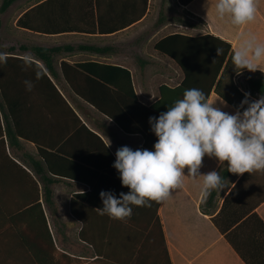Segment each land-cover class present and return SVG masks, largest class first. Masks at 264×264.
<instances>
[{"label": "crops", "instance_id": "0c3cea01", "mask_svg": "<svg viewBox=\"0 0 264 264\" xmlns=\"http://www.w3.org/2000/svg\"><path fill=\"white\" fill-rule=\"evenodd\" d=\"M152 1L148 0L146 14L133 23L129 22L136 15L134 0H16L1 13L0 52L7 62L0 64V264H106L101 253L104 244L115 261L122 263L128 257L134 237L120 230L114 244H107L101 232L105 218L93 210L103 206L102 190L114 191L117 196L129 190L113 167L115 153L125 145L140 148L144 140L139 134L124 132L84 97L114 95V88L100 84L77 66L88 64L113 79L117 78L113 70L91 63L128 68L136 94L146 105L160 98L162 84H180L184 77L181 68L154 45L170 33L183 31H172L154 41L161 32L158 26L166 21L156 28L147 25ZM174 1L203 21V34L220 36L233 50L241 44L242 34L255 35L264 43V0H256V19L242 26L233 25L228 17L219 18L215 0ZM168 27L165 23L161 29ZM40 47L53 49L48 63L37 51ZM24 56L34 61L27 70ZM36 65L46 71L40 79ZM243 75L237 74L236 80ZM25 80L33 82L31 91ZM208 99H218L225 111H236L215 91ZM226 165L206 155L200 171L219 172ZM242 175L232 174L225 181L212 206L201 192L202 176L185 175L183 187L173 189L160 202L158 214L173 264H249L213 221ZM247 190L264 192V171L250 173L232 201ZM47 191L52 192L51 198ZM42 212L56 247L67 254L54 252L50 262H41L23 243L40 238L37 227ZM248 217L237 232L234 228L239 223L230 231L254 264H264V201ZM118 224L127 222L118 220Z\"/></svg>", "mask_w": 264, "mask_h": 264}, {"label": "clouds", "instance_id": "9594fccd", "mask_svg": "<svg viewBox=\"0 0 264 264\" xmlns=\"http://www.w3.org/2000/svg\"><path fill=\"white\" fill-rule=\"evenodd\" d=\"M215 12L219 18L228 17L233 25L242 26L256 19L257 3L215 0ZM22 59L25 70L33 66L30 56ZM6 62L7 57L0 52V64ZM232 65L237 73L244 69L264 71V43L255 35L242 34V42L232 55ZM44 75L46 71L36 65L37 79ZM24 84L28 91L34 87L31 80ZM217 100L210 101L202 89L189 88L167 111L158 117L150 116L151 131L157 137L153 148L134 150L125 145L116 150L113 167L121 184L129 190L119 196L114 191L102 190L100 214L124 221L132 215L133 206L165 201L173 189L183 187L185 175L203 177L204 196L212 190L221 191L226 184L220 172L200 171L206 155L215 157L221 165L227 162V171L233 174L264 171V95L253 100L251 93L246 92L235 112L223 110Z\"/></svg>", "mask_w": 264, "mask_h": 264}, {"label": "trees", "instance_id": "16d2710c", "mask_svg": "<svg viewBox=\"0 0 264 264\" xmlns=\"http://www.w3.org/2000/svg\"><path fill=\"white\" fill-rule=\"evenodd\" d=\"M14 1L16 0H2L0 5V28L2 25L1 13L6 11ZM183 1L187 3L190 0ZM132 5L136 8V15L129 23L140 20L146 14L149 2L148 0H134ZM164 21V12L161 11L159 23ZM20 22H23L22 19ZM184 23L188 22L184 21ZM82 48L95 51L103 50V48L98 46H82ZM154 48L162 55L175 61L181 68L184 77L181 83L176 86L162 84L160 86V98L152 105H146L139 100L133 85L131 71L128 68L96 62L91 63L107 68L105 69L107 71L113 70L117 77L113 79L110 76H106L98 69H92L88 64L77 66L87 70L100 84L109 88H114V95H89L84 97L94 104L101 112L111 117L124 132L141 135L144 141L140 148L151 150L157 140L154 132L151 131L149 117H158L161 112L167 111L168 106H171L175 100L182 98L185 89H202L207 94L208 98L211 92L215 91L235 108H237L240 101L244 98L246 92L251 93V99L253 100L264 95V73L261 71L244 69L241 73H244V75L247 73L251 74L245 77L246 84L244 87L238 83L236 75L240 73H237L235 66L232 65L234 50L231 43L220 36L212 33L192 35L183 32H173L159 39L155 43ZM218 49L221 50L220 53H218ZM37 51L47 63L50 61L48 53L50 55L53 49L40 47L37 48ZM245 107L247 106L245 105ZM219 172L224 182L233 174L227 171V165L221 168ZM248 176H250L248 172H245L241 176L237 184L226 197L221 211L213 218V221L241 256L249 264H254L234 237L239 227L248 222V214L259 203L264 201V192L258 193L255 190L244 191L240 194L236 202L232 201L238 186L244 182ZM218 191L219 190H212L210 194L206 196L205 202L212 206ZM46 195L47 198H51L52 192L47 191ZM254 197L257 199L255 200ZM82 198L91 205L93 204L90 198ZM231 203H235L234 208L227 207ZM159 205L160 202L153 201L151 206H133L132 215L124 220L127 224L123 226L118 224V220L111 219L106 214L102 215L105 219L101 232L104 234L107 244H114L115 236L120 230L123 232L125 231L132 239L134 237L133 240H135L134 246L128 254V257L122 263L112 258L111 253L107 252L108 245L105 249L104 244L101 253L103 257H105L106 264H173L165 240L163 225L158 214ZM203 210L205 211L204 205ZM93 211L100 213L101 209ZM237 223L239 224L234 228L236 231L232 233L230 229ZM18 228H20V226ZM37 228V232L40 231V238L34 241L25 239L23 243L33 252V255L37 259L41 260V262H50L54 257V252L59 253L60 251L55 245L44 212H42V222ZM20 233L22 235L24 234L22 228ZM91 243L96 247V242L94 243V241L91 240ZM261 253L263 254V250ZM62 255L67 256L65 253H62Z\"/></svg>", "mask_w": 264, "mask_h": 264}, {"label": "rangeland", "instance_id": "374dc122", "mask_svg": "<svg viewBox=\"0 0 264 264\" xmlns=\"http://www.w3.org/2000/svg\"><path fill=\"white\" fill-rule=\"evenodd\" d=\"M161 11L164 12V17L166 19L165 23H168L169 25V27L164 30H162L161 28L165 23L161 26H158ZM180 21L181 25H179ZM184 21L188 22L186 24H189V26L191 27H187L186 24H184ZM147 25L151 28H156L158 26L161 31L155 36V38L153 39L154 41L158 37H161L172 31H183L195 34L203 32V21L193 15L187 14L184 10L180 9L178 7V2L174 0H153L151 4L150 14L147 20ZM148 51L153 52L150 48H148ZM148 57H151V55H148ZM250 74L251 73H247L243 75V77L237 78L238 83L244 87L246 84L245 77Z\"/></svg>", "mask_w": 264, "mask_h": 264}]
</instances>
